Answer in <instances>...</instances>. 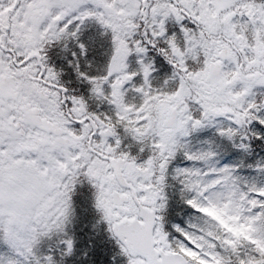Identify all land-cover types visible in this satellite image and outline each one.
Instances as JSON below:
<instances>
[{"label":"snow or ice","instance_id":"snow-or-ice-1","mask_svg":"<svg viewBox=\"0 0 264 264\" xmlns=\"http://www.w3.org/2000/svg\"><path fill=\"white\" fill-rule=\"evenodd\" d=\"M0 264H264V0H0Z\"/></svg>","mask_w":264,"mask_h":264}]
</instances>
